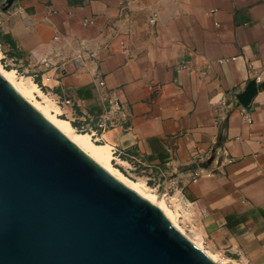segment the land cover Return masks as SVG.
<instances>
[{
	"label": "crops",
	"instance_id": "0c3cea01",
	"mask_svg": "<svg viewBox=\"0 0 264 264\" xmlns=\"http://www.w3.org/2000/svg\"><path fill=\"white\" fill-rule=\"evenodd\" d=\"M0 34L44 72L59 117L116 123L98 138L120 171L134 156L171 179L207 249L264 264V0H15Z\"/></svg>",
	"mask_w": 264,
	"mask_h": 264
},
{
	"label": "water",
	"instance_id": "95a60500",
	"mask_svg": "<svg viewBox=\"0 0 264 264\" xmlns=\"http://www.w3.org/2000/svg\"><path fill=\"white\" fill-rule=\"evenodd\" d=\"M257 93L250 81L237 99ZM0 264L217 263L0 75Z\"/></svg>",
	"mask_w": 264,
	"mask_h": 264
},
{
	"label": "bare ground",
	"instance_id": "6f19581e",
	"mask_svg": "<svg viewBox=\"0 0 264 264\" xmlns=\"http://www.w3.org/2000/svg\"><path fill=\"white\" fill-rule=\"evenodd\" d=\"M0 75L13 86L23 99L33 106L47 121L56 127L81 151L88 155L122 184L136 192L139 196L146 199L153 205L159 207L169 221L198 248L204 251L210 259L217 264H226L228 262L219 252L215 254L213 251L206 250L204 239H202L201 236L192 233L190 230L188 231L191 233H187V230L183 228L184 226L178 216L180 215L178 210H181L182 208L181 197L178 194L170 196L159 195L153 188L144 184L141 179L133 180L132 178L127 177L112 164L111 153L108 147L100 146L95 143L90 134L77 131L69 121L58 116L56 105L53 104L50 98L39 89L38 85L32 80V78L18 76L15 70L5 69L1 63V53ZM36 94L39 95L40 99H38Z\"/></svg>",
	"mask_w": 264,
	"mask_h": 264
},
{
	"label": "built area",
	"instance_id": "2783aa9c",
	"mask_svg": "<svg viewBox=\"0 0 264 264\" xmlns=\"http://www.w3.org/2000/svg\"><path fill=\"white\" fill-rule=\"evenodd\" d=\"M99 85L101 87H104L105 86L104 81L103 80L99 81ZM234 102L238 103L239 106L241 105L239 103V100L237 99V96L234 97ZM65 103L67 105H70L72 108L75 107L74 103L71 100H67ZM243 118L246 122L252 123V117L246 110L243 111ZM69 120L77 131L90 134L93 141L97 144H101V140H100V138H98L99 134H102V133L108 131L109 129L116 127V123L110 121V119L105 115H102V116H99L96 118H87V119H82V120L73 116V118H71ZM77 122H78V124L74 125ZM79 122H81V124ZM224 151H225L224 147L219 146L216 149L215 153L217 155L219 153H223ZM112 155H113L112 163L120 169V166L117 163V161H118L117 158H120L121 153L119 152L118 149H114V150H112ZM130 158H131L130 163L132 165V168H129L126 171L121 170L123 173H127V175L129 177H131L132 179H138L140 177L145 178L146 184L148 186H150L151 188H153L159 195L170 196V195L175 194L176 189L174 188L171 179H166L162 175V172L160 170H155V169H150V168L144 167L142 165V162L134 156H131ZM140 168L143 169V171H144L142 176L138 175L139 176L138 177L137 175L132 176L130 174L132 172L133 173L137 172L138 169H140ZM202 170H205V169L200 167V169H197L195 171L194 174H195L196 178L200 177V175L202 174L201 173Z\"/></svg>",
	"mask_w": 264,
	"mask_h": 264
},
{
	"label": "rangeland",
	"instance_id": "374dc122",
	"mask_svg": "<svg viewBox=\"0 0 264 264\" xmlns=\"http://www.w3.org/2000/svg\"><path fill=\"white\" fill-rule=\"evenodd\" d=\"M13 4H12V6H13ZM5 5H6V3H5ZM4 6H2L0 4V12H6L12 7L11 6L9 9L4 10ZM0 53H1V63L5 69H8V70L13 69L17 72L18 76L32 78V80L39 86V88L41 89V91L45 95H47L50 99H52L58 107L61 106L60 104L63 101H61V103H60L59 100H56L52 95L49 94L48 90L44 86V84H43L44 83V80H43L44 72L42 70H38V69L33 70L32 61L29 58V56L18 55L16 53V50H15V45L10 44L9 39L6 40V39H4L3 36H0ZM36 95L38 96V94H36ZM38 99H40L39 96H38ZM60 117L69 120V118H67L62 112H61ZM125 175L128 177L127 173H125ZM188 205H189V203L185 199H183L182 205H181L182 208H181V210H178L180 212L179 213L180 215H178V216L180 217V221L182 222V225L184 226L183 228L187 230L186 231L187 233L192 232L194 234L201 236L202 239H204L201 232L198 231L197 227H195L192 224V213H191L192 207H190ZM188 230H190L191 232ZM206 250H209V249L206 248ZM213 253L216 254V252H213ZM220 254H222V253H220ZM223 257L225 258V256H223ZM226 264H234V263H232V261H231L230 263L227 262Z\"/></svg>",
	"mask_w": 264,
	"mask_h": 264
},
{
	"label": "trees",
	"instance_id": "16d2710c",
	"mask_svg": "<svg viewBox=\"0 0 264 264\" xmlns=\"http://www.w3.org/2000/svg\"><path fill=\"white\" fill-rule=\"evenodd\" d=\"M0 36H2V35L0 34ZM9 42H10V44H13V42H12V41H10V40H9ZM75 125H77V123H76Z\"/></svg>",
	"mask_w": 264,
	"mask_h": 264
}]
</instances>
